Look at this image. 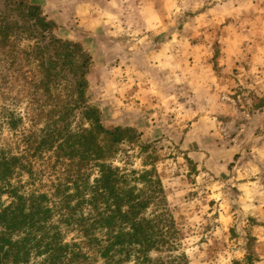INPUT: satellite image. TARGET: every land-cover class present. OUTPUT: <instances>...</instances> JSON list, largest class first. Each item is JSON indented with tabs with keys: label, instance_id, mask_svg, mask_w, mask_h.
I'll return each mask as SVG.
<instances>
[{
	"label": "rangeland",
	"instance_id": "374dc122",
	"mask_svg": "<svg viewBox=\"0 0 264 264\" xmlns=\"http://www.w3.org/2000/svg\"><path fill=\"white\" fill-rule=\"evenodd\" d=\"M32 1L57 37L91 55L86 97L103 125L135 131L111 161L157 169L179 232L174 256L264 264V0ZM33 68L25 67L29 78ZM2 76L12 77L6 89L16 98L0 107L31 112L32 87L12 71ZM81 125L75 119L73 128ZM77 228L66 240L89 257L85 264H105ZM14 250L0 241V264H15ZM159 256L167 255L151 253ZM28 262L43 258L33 252Z\"/></svg>",
	"mask_w": 264,
	"mask_h": 264
},
{
	"label": "trees",
	"instance_id": "16d2710c",
	"mask_svg": "<svg viewBox=\"0 0 264 264\" xmlns=\"http://www.w3.org/2000/svg\"><path fill=\"white\" fill-rule=\"evenodd\" d=\"M0 5V100L16 98L6 89L12 77L1 80L5 72L33 89L31 112L0 107V241L15 249L14 263L28 264L35 252L42 264H85L89 257L66 240L69 227L77 226L83 239L97 242V259L105 264H189L185 255L174 256L179 232L157 169L111 161L135 131L107 129L88 104L91 55L57 37V24L36 2ZM27 66L34 67L31 78ZM75 119L82 124L77 129ZM26 121L35 125L27 128ZM5 125L11 141L2 133ZM16 233L23 237H5ZM152 252L167 256L153 259Z\"/></svg>",
	"mask_w": 264,
	"mask_h": 264
}]
</instances>
